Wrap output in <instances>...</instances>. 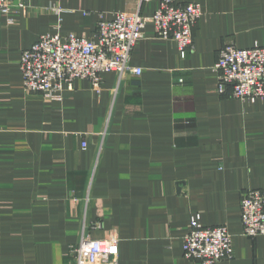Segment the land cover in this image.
Instances as JSON below:
<instances>
[{
  "label": "crops",
  "instance_id": "crops-1",
  "mask_svg": "<svg viewBox=\"0 0 264 264\" xmlns=\"http://www.w3.org/2000/svg\"><path fill=\"white\" fill-rule=\"evenodd\" d=\"M173 1L203 12L183 58L147 22L140 75L101 73L99 91L77 78L53 99L23 89L24 48L95 39L99 20L160 0H16L0 15V264H69L83 225L118 236V264H198L182 252L191 215L231 234L234 257L216 264H264V235L245 236L240 216L241 194L264 191V99L219 94L213 69L225 44L264 47V0Z\"/></svg>",
  "mask_w": 264,
  "mask_h": 264
},
{
  "label": "built area",
  "instance_id": "built-area-1",
  "mask_svg": "<svg viewBox=\"0 0 264 264\" xmlns=\"http://www.w3.org/2000/svg\"><path fill=\"white\" fill-rule=\"evenodd\" d=\"M14 1L0 0V15L8 16ZM134 1L140 6L149 0ZM202 13L197 2L176 4L173 0H160L150 16L137 10L117 12L109 21L99 20L96 38L92 40L73 33L40 34L20 55L23 89L53 99L64 87L72 89L77 78L87 80L99 91L101 73L112 71L118 78L128 73L140 75L141 68L133 66L130 58L147 22L152 23L155 37L171 41L183 58L193 47V29ZM7 23L12 24L13 20L8 18ZM213 69L219 94L228 93L248 102L264 99L263 46L256 43L243 49L234 43L225 44L218 51ZM80 146L86 147L85 140ZM240 216L245 236L264 235V191L252 188L241 194ZM190 217V229L183 238L184 257L195 259L198 264H216L234 257L232 236L226 226H205L197 215ZM78 238L69 247V264L119 263L118 236L94 239L83 225Z\"/></svg>",
  "mask_w": 264,
  "mask_h": 264
}]
</instances>
